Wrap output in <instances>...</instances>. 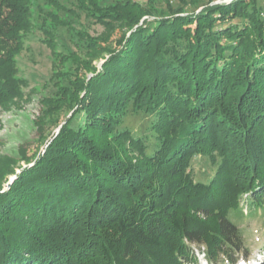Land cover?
I'll return each instance as SVG.
<instances>
[{
  "label": "trees",
  "instance_id": "1",
  "mask_svg": "<svg viewBox=\"0 0 264 264\" xmlns=\"http://www.w3.org/2000/svg\"><path fill=\"white\" fill-rule=\"evenodd\" d=\"M179 2L159 14L138 0H0V106L24 96L30 33L53 56L43 150L0 159V264L237 262L232 215L264 210V8ZM129 113L154 116V147L123 127ZM195 156L216 165L209 182Z\"/></svg>",
  "mask_w": 264,
  "mask_h": 264
},
{
  "label": "rangeland",
  "instance_id": "2",
  "mask_svg": "<svg viewBox=\"0 0 264 264\" xmlns=\"http://www.w3.org/2000/svg\"><path fill=\"white\" fill-rule=\"evenodd\" d=\"M138 1L146 8L155 10L159 14L169 13L170 7L167 5L168 3L172 7L181 5L179 0ZM199 1L202 5L207 2V0ZM259 4L264 8V0H259ZM68 5L71 6L70 4ZM62 15L66 14L62 13ZM149 16L145 15L144 18ZM67 17L74 19V23L77 24L76 17L73 15H67ZM240 21V19H235L232 22ZM83 23L93 35H98L104 30L102 25L89 23L86 19H83ZM79 24L77 25L79 26ZM119 35L120 32L114 33L110 41L118 38ZM42 37L43 35L39 30L30 33L25 49L18 56L20 74L27 80V85L24 87V96L10 104L9 107L0 106V159L5 156L8 159L19 157L20 147H24L29 156L43 150L44 145L38 139L37 119L41 116L44 109V103L42 102L44 96L53 88L50 80L53 71V56L49 46L41 40ZM58 37L60 39V47L63 49L62 43L70 42V36L65 27L59 29ZM108 57V53H103V56L96 58L94 63L100 67ZM153 118V115L146 113H129L125 117L123 127L130 129L134 136L146 135L151 149L155 143V133L151 129ZM4 165L6 164L0 161V168L3 172L6 171ZM19 165L24 166L26 162L21 159L17 163V167ZM192 167L195 178L198 181L209 182L216 171V165H212L209 158L204 156H195ZM17 170L20 171L19 168ZM13 177V174L6 173L1 179L3 187L6 188L8 181ZM6 179L7 181H5ZM232 220L241 230L243 244L239 250L237 262L231 264H256L257 262L260 264L262 258H264V210L256 208L254 212L247 213V208L244 207L243 214L232 215ZM244 251L247 252V255H244ZM198 256L199 260L196 264H209L202 252H199Z\"/></svg>",
  "mask_w": 264,
  "mask_h": 264
},
{
  "label": "water",
  "instance_id": "3",
  "mask_svg": "<svg viewBox=\"0 0 264 264\" xmlns=\"http://www.w3.org/2000/svg\"><path fill=\"white\" fill-rule=\"evenodd\" d=\"M14 178H15V176L11 180L8 181L7 186H6V189L10 188V186H11Z\"/></svg>",
  "mask_w": 264,
  "mask_h": 264
},
{
  "label": "bare ground",
  "instance_id": "4",
  "mask_svg": "<svg viewBox=\"0 0 264 264\" xmlns=\"http://www.w3.org/2000/svg\"><path fill=\"white\" fill-rule=\"evenodd\" d=\"M260 264H264V258H262V261L260 262Z\"/></svg>",
  "mask_w": 264,
  "mask_h": 264
}]
</instances>
